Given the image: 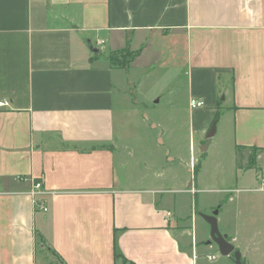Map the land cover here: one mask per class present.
Masks as SVG:
<instances>
[{"label": "crops", "instance_id": "0c3cea01", "mask_svg": "<svg viewBox=\"0 0 264 264\" xmlns=\"http://www.w3.org/2000/svg\"><path fill=\"white\" fill-rule=\"evenodd\" d=\"M125 48L137 52L126 67L111 64ZM153 58L167 67L149 86L182 67L198 145L215 123L207 148H260L248 170L264 178V0H0V264H234L176 195L206 190L200 172L180 189L176 164L131 167L144 147L127 130L150 128L143 112L162 97L178 110L177 81L164 95L129 89ZM205 155H190L193 172ZM33 180L47 193L34 198ZM222 234L264 264V235Z\"/></svg>", "mask_w": 264, "mask_h": 264}, {"label": "rangeland", "instance_id": "374dc122", "mask_svg": "<svg viewBox=\"0 0 264 264\" xmlns=\"http://www.w3.org/2000/svg\"><path fill=\"white\" fill-rule=\"evenodd\" d=\"M101 50L105 51V49ZM152 61L150 65L153 68V73L146 78L139 74L140 84L138 82H135L136 85L130 83L129 89L132 87L138 94L146 92L148 96L151 95L153 90L156 92L161 91L164 95L171 85L177 81L176 89L180 90L178 110L175 113L171 112L169 105L166 103L167 98L162 97L161 102L156 107L146 111L147 114L145 111L143 112L146 120L153 122L150 128L138 129L131 126L127 130L131 133H129L130 140L139 137L142 139L144 147V152H142L141 147L138 146V151L135 157L132 158L131 167L137 170L147 169V171H151L155 169L159 171L162 168L167 169L170 165L176 164L174 168L179 173L180 182L177 186L180 189H188V187H191L190 183L194 187L196 181L194 177L200 172L199 178L205 185L200 184V187H204L206 190H200L196 195L190 193L176 194L185 201L187 211L195 205L198 212L208 215L218 209L219 206L217 224L221 233L239 237V241L243 239L246 244L250 242L245 241H251L253 235H264V178L257 177L255 169L239 170L236 166L235 151L225 142L218 149H214V147L206 148V165L199 168L196 173L193 172V167L189 166L190 155L197 157L201 154L200 146L205 142L198 145L197 136L193 135L192 138L189 133L191 117L187 106V98L184 96L186 76L183 74L182 67L179 66L171 69L172 74L170 77H163L160 81L155 82L153 86H149L156 75H159L167 67L166 62L161 65L159 60L155 61L153 58ZM156 83H158L157 86ZM136 122L142 121L136 119ZM191 139L194 142L192 148L190 147ZM145 151L148 157L152 155V157H149L150 162L147 165L141 163L140 160ZM217 152L219 155H217ZM166 156L168 158L177 157L178 160L166 161L164 160ZM197 217L196 223L203 226L204 219L198 215ZM259 243L260 249L256 251L255 257L256 259L260 258L264 263V240ZM233 244L237 247L240 246V242L238 243L237 240ZM214 251H217L216 246Z\"/></svg>", "mask_w": 264, "mask_h": 264}, {"label": "trees", "instance_id": "16d2710c", "mask_svg": "<svg viewBox=\"0 0 264 264\" xmlns=\"http://www.w3.org/2000/svg\"><path fill=\"white\" fill-rule=\"evenodd\" d=\"M137 52H130L128 48L122 49L118 52H112L107 55V59L111 64L117 65L119 67H126L127 63ZM260 151V148L256 146H241L237 145L235 149V158L236 166L239 170H246L253 168L257 163V155ZM198 170V165L194 166V172ZM39 242L44 243V238L41 234H37ZM52 253L57 257V254L54 250H51ZM115 256H120L122 258L123 264H134L133 262L127 260L124 256L120 254H115ZM50 264H62V262L50 263Z\"/></svg>", "mask_w": 264, "mask_h": 264}, {"label": "water", "instance_id": "95a60500", "mask_svg": "<svg viewBox=\"0 0 264 264\" xmlns=\"http://www.w3.org/2000/svg\"><path fill=\"white\" fill-rule=\"evenodd\" d=\"M215 130V123L211 126L207 138L208 140L200 147V150L203 152L207 148V144L209 142V138L212 136ZM218 213V209H215L211 214H203L198 212V214L208 223L210 226V240L209 242H213L217 245L219 253L223 256H231L234 264H247L245 260L242 258L239 249L235 247V245L227 239V236L222 234L219 231L216 215Z\"/></svg>", "mask_w": 264, "mask_h": 264}, {"label": "built area", "instance_id": "2783aa9c", "mask_svg": "<svg viewBox=\"0 0 264 264\" xmlns=\"http://www.w3.org/2000/svg\"><path fill=\"white\" fill-rule=\"evenodd\" d=\"M2 104H3V102H0V106ZM202 105H203V101H201V100L191 99V101H190V106L192 108L200 107ZM191 191L194 192L195 190L192 189ZM45 193H47V191L43 188L41 181L33 180V184H32V188L30 190V194L34 198H36L37 195H41V194H45ZM35 205H36L37 210L47 211V209H48L47 206L45 205V203H43V202H38L35 200Z\"/></svg>", "mask_w": 264, "mask_h": 264}]
</instances>
